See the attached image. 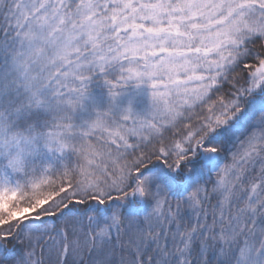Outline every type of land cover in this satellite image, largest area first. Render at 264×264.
<instances>
[{"label": "snow or ice", "instance_id": "obj_1", "mask_svg": "<svg viewBox=\"0 0 264 264\" xmlns=\"http://www.w3.org/2000/svg\"><path fill=\"white\" fill-rule=\"evenodd\" d=\"M0 264H264V0H0Z\"/></svg>", "mask_w": 264, "mask_h": 264}, {"label": "trees", "instance_id": "obj_2", "mask_svg": "<svg viewBox=\"0 0 264 264\" xmlns=\"http://www.w3.org/2000/svg\"><path fill=\"white\" fill-rule=\"evenodd\" d=\"M107 79L112 80L115 87V91L120 92V96L117 99H124L126 96L128 99H132L135 92L133 87L129 85V83H118L119 76L118 75H109ZM109 85H107L102 76L93 77L91 82L89 83V91L87 97L84 100L83 106L78 108L74 114V123L80 127H87V123L85 121L87 119L93 118L97 114V110L105 111V104L107 100H111V96L109 94ZM135 97V96H134ZM67 151V150H66ZM57 158L64 159V157H60L58 153H48L46 154L47 162L57 163ZM68 159H73L75 161V157L68 153ZM48 191H52L53 195H55V188L45 189V194ZM63 195V193H61ZM58 199V197H56ZM51 201H49V204ZM20 207H28L29 201L27 199L19 201ZM48 205L46 204L45 207ZM36 211H40V209H36ZM34 214V213H33Z\"/></svg>", "mask_w": 264, "mask_h": 264}, {"label": "rangeland", "instance_id": "obj_3", "mask_svg": "<svg viewBox=\"0 0 264 264\" xmlns=\"http://www.w3.org/2000/svg\"><path fill=\"white\" fill-rule=\"evenodd\" d=\"M131 87H133L135 94L132 99H128L126 96L124 99H117L116 105L119 111H123L127 108H131L134 115H140V116H147L151 110V88L147 83L145 84H137L136 81H129L128 82ZM107 104H105V110L108 109L110 103H112L111 100L106 101ZM96 117V116H95ZM94 120L90 117V119H87L85 123Z\"/></svg>", "mask_w": 264, "mask_h": 264}]
</instances>
